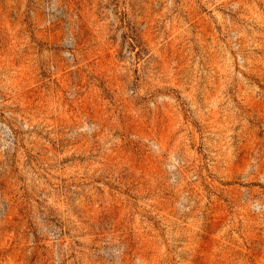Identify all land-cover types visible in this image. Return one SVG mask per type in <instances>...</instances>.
<instances>
[{
    "label": "rangeland",
    "instance_id": "obj_1",
    "mask_svg": "<svg viewBox=\"0 0 264 264\" xmlns=\"http://www.w3.org/2000/svg\"><path fill=\"white\" fill-rule=\"evenodd\" d=\"M0 264H264V0H0Z\"/></svg>",
    "mask_w": 264,
    "mask_h": 264
}]
</instances>
